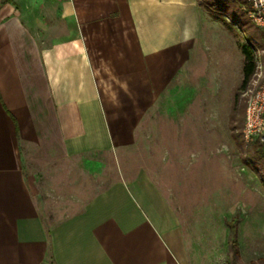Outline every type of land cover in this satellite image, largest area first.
<instances>
[{
	"label": "crops",
	"instance_id": "crops-1",
	"mask_svg": "<svg viewBox=\"0 0 264 264\" xmlns=\"http://www.w3.org/2000/svg\"><path fill=\"white\" fill-rule=\"evenodd\" d=\"M202 22L198 0H0V264H189L151 180L49 213L24 151L45 177H101L87 166L189 61Z\"/></svg>",
	"mask_w": 264,
	"mask_h": 264
},
{
	"label": "rangeland",
	"instance_id": "rangeland-1",
	"mask_svg": "<svg viewBox=\"0 0 264 264\" xmlns=\"http://www.w3.org/2000/svg\"><path fill=\"white\" fill-rule=\"evenodd\" d=\"M222 1L198 0L202 29L189 61L142 108L133 131L125 135L118 126L116 144L87 166L101 177H64L72 168L65 165L62 177H45L53 169L24 151V168L35 174L49 213L73 211L116 179H149L179 218L189 264H264V158L252 164L244 118L237 128L231 120L251 86L252 77L241 85L240 49L249 39L241 23L250 20L247 2ZM255 53L264 61V46Z\"/></svg>",
	"mask_w": 264,
	"mask_h": 264
},
{
	"label": "built area",
	"instance_id": "built-area-1",
	"mask_svg": "<svg viewBox=\"0 0 264 264\" xmlns=\"http://www.w3.org/2000/svg\"><path fill=\"white\" fill-rule=\"evenodd\" d=\"M243 6L248 19L264 32V0H246ZM256 54V53H255ZM244 108L242 137L245 143L258 141L264 158V61L256 55Z\"/></svg>",
	"mask_w": 264,
	"mask_h": 264
},
{
	"label": "trees",
	"instance_id": "trees-1",
	"mask_svg": "<svg viewBox=\"0 0 264 264\" xmlns=\"http://www.w3.org/2000/svg\"><path fill=\"white\" fill-rule=\"evenodd\" d=\"M221 1V2H220ZM216 0V2L221 3L225 6V3L222 0ZM247 1L244 0V4ZM242 29L249 34V39L246 43L240 45L241 52L244 57V64H243V79L241 85L244 86L245 83L251 77L254 68H255V48L264 46V32L261 28L254 25L251 21H243L241 23ZM255 40V44L251 45V41ZM237 109V114L233 113ZM233 112L231 113V120L234 123L233 127L237 128L240 126L244 118V105L238 104L237 100L233 106ZM243 116V117H242ZM248 148L250 153L248 155L249 159L251 160L254 166L261 165L263 163V153H262V145L258 142H251L248 143ZM232 244H236V241L233 240ZM237 252V250L235 251Z\"/></svg>",
	"mask_w": 264,
	"mask_h": 264
}]
</instances>
